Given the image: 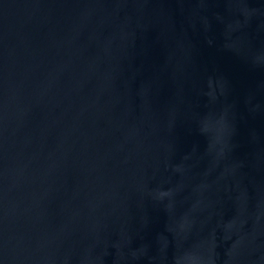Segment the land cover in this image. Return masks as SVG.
<instances>
[{
	"label": "water",
	"instance_id": "95a60500",
	"mask_svg": "<svg viewBox=\"0 0 264 264\" xmlns=\"http://www.w3.org/2000/svg\"><path fill=\"white\" fill-rule=\"evenodd\" d=\"M0 264H264V0H0Z\"/></svg>",
	"mask_w": 264,
	"mask_h": 264
}]
</instances>
